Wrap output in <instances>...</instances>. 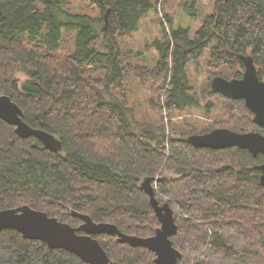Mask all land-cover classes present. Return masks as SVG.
<instances>
[{"label":"trees","instance_id":"1","mask_svg":"<svg viewBox=\"0 0 264 264\" xmlns=\"http://www.w3.org/2000/svg\"><path fill=\"white\" fill-rule=\"evenodd\" d=\"M88 1L95 15L71 13L70 0H0V96L20 106L29 126L62 144L52 151L35 137H20L0 119V211L30 207L74 227L83 224L75 214H84L129 236L150 238L161 227L142 187L151 179L160 204L167 202L174 211L178 264H264V187L258 169L264 155L237 147L195 148L188 142L195 132L174 122L139 123L113 90L130 71L119 40L158 12L159 1ZM162 25L163 39L155 44L158 66L149 72L158 71L165 82L161 113L201 107L204 98L186 70L206 51L217 66L230 68L223 74L229 80L243 76L238 55H251L264 81V0H218L194 38L168 15ZM71 33L74 46L64 49ZM19 74L28 77L24 84ZM215 95L224 98L214 92L208 97ZM227 101L228 129L264 134L245 101ZM97 238L112 264H154L156 256L146 248ZM0 264L88 263L3 230Z\"/></svg>","mask_w":264,"mask_h":264},{"label":"water","instance_id":"2","mask_svg":"<svg viewBox=\"0 0 264 264\" xmlns=\"http://www.w3.org/2000/svg\"><path fill=\"white\" fill-rule=\"evenodd\" d=\"M237 58L245 68L242 78L227 80L221 76L215 77L211 89L226 98L245 101L246 107L254 114V123L264 128V81L259 77L251 55L239 54ZM0 119L15 126L22 138L35 137L52 151L62 149L61 142L54 135L29 126L23 119V110L9 96H0ZM188 142L195 148L219 150L237 147L249 151L254 157L264 155V134L260 132L239 133L230 129H215L208 134L192 135ZM258 169L262 172L260 182L264 187V164ZM142 187L150 197L161 224L150 238L129 236L114 224L96 223L90 216L78 213L75 216L83 224L74 227L30 207L0 211V231L15 230L25 239L41 241L51 249L66 250L88 264H112L97 238L102 235L115 237L121 244L148 249L156 256L154 264H178L182 254L172 241L178 233L174 211L169 203L160 204L151 179H147Z\"/></svg>","mask_w":264,"mask_h":264},{"label":"rangeland","instance_id":"3","mask_svg":"<svg viewBox=\"0 0 264 264\" xmlns=\"http://www.w3.org/2000/svg\"><path fill=\"white\" fill-rule=\"evenodd\" d=\"M158 1L160 6L158 12L144 18L137 32L119 40L124 51L125 61L130 65V71L122 86L113 87L115 94L126 99L127 104L134 110L139 123L159 124L163 120L166 124L174 122L180 130L189 133L195 132L192 135L208 134L211 131H205L209 128L228 129L226 124L230 121V103L227 101L229 99L225 96L224 98L218 95L211 98L208 96L210 92H213L211 89L212 80L218 76L224 77L223 74L230 71V68L217 66L210 57V51H206L200 58L189 63L186 70L190 85L197 94L204 98L200 108H191L183 112L176 111L170 115L166 111L161 113L158 107L164 103L160 93L165 82L158 78V74H160L158 71L154 76L149 73L155 71L158 66L160 55L155 44L156 41L163 39L162 24L166 22V16L173 18L176 26H181L184 29L189 28L191 37L194 38L205 18L216 12L218 0ZM193 4L196 11L192 7ZM67 9L74 14L95 15L94 13L97 12L88 0H70ZM192 13L195 15H190ZM166 24L168 25V23ZM74 37L73 33L68 34L64 49L72 50ZM18 77L21 84H24L28 79L24 74H19ZM166 176L171 178L172 173Z\"/></svg>","mask_w":264,"mask_h":264},{"label":"flooded vegetation","instance_id":"4","mask_svg":"<svg viewBox=\"0 0 264 264\" xmlns=\"http://www.w3.org/2000/svg\"><path fill=\"white\" fill-rule=\"evenodd\" d=\"M261 172V171H260ZM262 173V172H261ZM262 176V175H261Z\"/></svg>","mask_w":264,"mask_h":264}]
</instances>
